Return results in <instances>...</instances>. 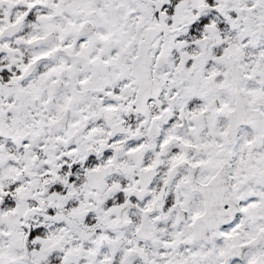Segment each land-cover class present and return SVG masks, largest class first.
<instances>
[{"label": "snow or ice", "instance_id": "1", "mask_svg": "<svg viewBox=\"0 0 264 264\" xmlns=\"http://www.w3.org/2000/svg\"><path fill=\"white\" fill-rule=\"evenodd\" d=\"M0 264H264V0H0Z\"/></svg>", "mask_w": 264, "mask_h": 264}]
</instances>
